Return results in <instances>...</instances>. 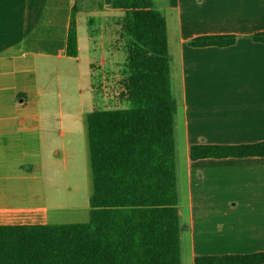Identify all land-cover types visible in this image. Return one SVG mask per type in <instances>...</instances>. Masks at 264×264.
Instances as JSON below:
<instances>
[{
	"label": "crops",
	"instance_id": "1",
	"mask_svg": "<svg viewBox=\"0 0 264 264\" xmlns=\"http://www.w3.org/2000/svg\"><path fill=\"white\" fill-rule=\"evenodd\" d=\"M151 8L165 19L175 102L180 264L264 252V157L189 159L194 144L264 142V43L251 38L264 32V0H151ZM201 36L235 42L189 44ZM128 107L125 8L0 0V225L88 212L91 193L77 203L73 184L86 179V116Z\"/></svg>",
	"mask_w": 264,
	"mask_h": 264
},
{
	"label": "trees",
	"instance_id": "2",
	"mask_svg": "<svg viewBox=\"0 0 264 264\" xmlns=\"http://www.w3.org/2000/svg\"><path fill=\"white\" fill-rule=\"evenodd\" d=\"M125 8L129 107L86 116L92 194L84 223L0 225V264H180L173 116L165 19L151 0ZM252 40L264 43V32ZM201 36L194 47L230 46ZM264 157V142L194 144L189 159ZM264 252L199 256L194 264H260Z\"/></svg>",
	"mask_w": 264,
	"mask_h": 264
},
{
	"label": "rangeland",
	"instance_id": "3",
	"mask_svg": "<svg viewBox=\"0 0 264 264\" xmlns=\"http://www.w3.org/2000/svg\"><path fill=\"white\" fill-rule=\"evenodd\" d=\"M177 139V138H176ZM178 141V140H177ZM179 142V141H178ZM176 143V155L181 159V150L179 148V143ZM181 163V160L180 162ZM86 175V179H84L82 173L78 176V181L73 183L75 186L78 187L79 193L76 197L77 203H82L84 201V194L85 191H89L92 194V179H91V172L89 167V161H86V171L84 173ZM48 186V184H47ZM50 222L53 224L58 223H84L88 220V212L85 210L77 209V210H65L59 213H51L49 217Z\"/></svg>",
	"mask_w": 264,
	"mask_h": 264
}]
</instances>
